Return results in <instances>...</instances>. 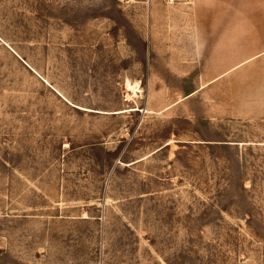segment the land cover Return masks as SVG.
I'll use <instances>...</instances> for the list:
<instances>
[{"label": "rangeland", "instance_id": "obj_1", "mask_svg": "<svg viewBox=\"0 0 264 264\" xmlns=\"http://www.w3.org/2000/svg\"><path fill=\"white\" fill-rule=\"evenodd\" d=\"M0 264H264V0H0Z\"/></svg>", "mask_w": 264, "mask_h": 264}, {"label": "bare ground", "instance_id": "obj_2", "mask_svg": "<svg viewBox=\"0 0 264 264\" xmlns=\"http://www.w3.org/2000/svg\"><path fill=\"white\" fill-rule=\"evenodd\" d=\"M126 84H127V87H128L129 90H133L134 92H137V90H138L137 89V86H138L137 83H136L137 85L136 84L135 85H132V83H129V82L126 83Z\"/></svg>", "mask_w": 264, "mask_h": 264}]
</instances>
